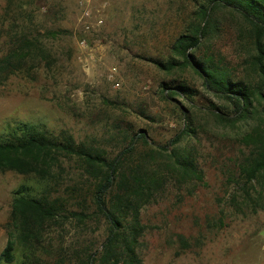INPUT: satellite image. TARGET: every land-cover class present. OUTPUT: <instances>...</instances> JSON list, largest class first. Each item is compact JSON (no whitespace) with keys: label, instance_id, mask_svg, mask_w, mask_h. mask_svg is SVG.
Segmentation results:
<instances>
[{"label":"rangeland","instance_id":"374dc122","mask_svg":"<svg viewBox=\"0 0 264 264\" xmlns=\"http://www.w3.org/2000/svg\"><path fill=\"white\" fill-rule=\"evenodd\" d=\"M204 3L0 0V59L8 53L11 33L30 32L41 38L51 64L29 62L0 86V141L9 126L28 124L56 137L72 135L116 156L119 129L144 131L167 146L183 129L186 115L195 121L196 134L182 144L194 150L204 180L170 186L158 202L143 208L145 232L138 251L143 264H264V211L242 214L231 202L234 186L226 174L241 150L236 132L217 124L207 110L223 102L191 68L168 74L153 62L176 58L172 44L197 26ZM218 18L221 31L202 53L217 70L257 83L244 64L250 40L242 18L231 11ZM184 82L198 94L194 100L165 98V86ZM66 168L68 181L78 179L72 163ZM34 183L31 176L0 174V255L8 241L13 193ZM64 231V247L94 251L108 236L98 219L81 227L68 224ZM58 234H52L56 242ZM16 255L20 264V248Z\"/></svg>","mask_w":264,"mask_h":264},{"label":"trees","instance_id":"16d2710c","mask_svg":"<svg viewBox=\"0 0 264 264\" xmlns=\"http://www.w3.org/2000/svg\"><path fill=\"white\" fill-rule=\"evenodd\" d=\"M197 13V26L181 34L171 46L176 58L153 61L163 72L191 68L205 88L222 105L207 110L225 129L236 132L241 147L226 177L234 186L232 206L240 213L264 211V0H204ZM239 15L248 34L244 64L257 83H247L210 64L203 47L221 31L219 14ZM12 35V36H11ZM57 36V35H55ZM54 36V37H55ZM39 36L30 32L10 34L9 50L0 59V86L24 71L28 63H49ZM249 73V72H248ZM165 98L191 102L198 96L187 84L165 86ZM180 133L167 145L150 140L144 131L121 130V150L110 155L105 149L78 143L72 135L56 137L32 125L8 127L0 141V174L15 172L34 179L13 193L7 245L0 264H143L139 254L145 228L143 208L158 202L170 186L202 183L204 172L197 157L182 143L196 134L195 121L185 116ZM244 128V129H243ZM66 162L77 169L67 180ZM98 219L108 236L97 250L64 247L66 226H86ZM59 232L56 240L52 234Z\"/></svg>","mask_w":264,"mask_h":264},{"label":"built area","instance_id":"2783aa9c","mask_svg":"<svg viewBox=\"0 0 264 264\" xmlns=\"http://www.w3.org/2000/svg\"><path fill=\"white\" fill-rule=\"evenodd\" d=\"M87 14H89V13H87Z\"/></svg>","mask_w":264,"mask_h":264}]
</instances>
